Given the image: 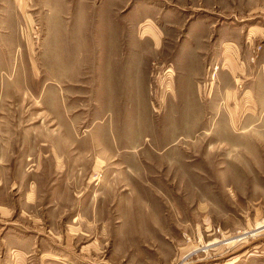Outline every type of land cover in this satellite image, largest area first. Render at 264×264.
I'll list each match as a JSON object with an SVG mask.
<instances>
[{
	"label": "rangeland",
	"instance_id": "rangeland-1",
	"mask_svg": "<svg viewBox=\"0 0 264 264\" xmlns=\"http://www.w3.org/2000/svg\"><path fill=\"white\" fill-rule=\"evenodd\" d=\"M33 1L36 16L30 10L27 16L33 34L25 22L20 27V37L30 36L31 51L28 45L22 50L32 56L31 62L39 60L42 104L51 111L56 89L52 80H61L73 69L67 45L75 0ZM91 1L94 17L109 13V40L114 30L128 43L121 30L136 29L140 23L141 42L156 48L155 55L145 58L140 99L119 88L113 96L96 92L76 101L77 139L92 140L98 156L87 168L73 164L70 177H58L52 164H44L39 178L21 179L22 165L4 163L0 156V240L20 229L32 231L42 242L33 264H242L249 252L263 251L259 225L264 222V116L261 109L232 116V78L223 79L228 61L224 70L220 62L221 44L232 42L234 0ZM11 6L0 0V22L6 28L14 27ZM46 24L49 35L44 43ZM36 27L39 41L34 39ZM262 48L264 43H259L257 51ZM177 55L194 57L187 73L176 68ZM17 61L0 53V67H14ZM112 67L109 61L111 82L117 76ZM91 72L95 69L87 70ZM38 105L29 90L19 99L0 95V150L11 134L5 123L23 132L51 124L48 114L34 111ZM181 109L190 114L181 116ZM16 110L20 113L11 115ZM130 111V123L136 121L141 128L134 147L124 127ZM105 114L107 134L94 130ZM241 123L260 129L247 132ZM12 134L15 140L21 132ZM101 140L109 141L108 160L103 162ZM27 167L36 169V164ZM5 210L9 214L1 217ZM36 210L45 216L43 228H23Z\"/></svg>",
	"mask_w": 264,
	"mask_h": 264
},
{
	"label": "crops",
	"instance_id": "crops-1",
	"mask_svg": "<svg viewBox=\"0 0 264 264\" xmlns=\"http://www.w3.org/2000/svg\"><path fill=\"white\" fill-rule=\"evenodd\" d=\"M8 1L12 4L9 21L14 27L6 28L1 26L2 22H0V53L2 55L6 53L10 60L16 57L17 63H19L14 67L9 63L0 67V95H12L13 98L19 99L23 97L26 90H29L34 99L40 104L35 106L34 111L42 113L43 117L48 114L51 124L50 122L47 125L42 123L34 129L23 132L22 128H15L14 124L5 123L6 130L10 131L11 134L5 137L8 144L3 150H0V156L3 158L4 163H20L22 165L21 179L39 178L41 176L38 175L41 172L39 167L42 165L43 171L44 164H52V172L56 173L58 177H70L73 164L84 165L87 168V165L93 163L98 156L97 150H94L97 146H94L92 140L85 137L77 139L76 101L90 99L96 92L113 96L112 94L119 88L123 89L124 92L128 90L133 99L136 97L139 100L142 68L146 67L145 58L148 59L149 56L155 55L156 48H152L149 43L141 42L140 23L136 29L123 28L121 30V35L125 38L128 37V43L122 38H118L114 30L112 31L114 32L113 38L109 40L108 35L111 36L109 32L111 28L108 31V25L105 23L107 14H109L108 11L107 14L101 12L94 17L92 13L93 2L91 0H75L72 7L74 22L71 24L69 44L67 45L69 47V57L65 56L70 59L73 69L61 80H52L56 85L54 100H52L55 106L49 111L42 104L41 96L44 85L41 86L39 60H36L38 62L37 66L36 61L31 62L32 56L28 57V53L26 54L22 50L28 45L29 47H27L31 51L28 42L30 36L27 34V39L20 37V27L24 22L25 28L33 27L27 16H29V10L31 16H36L34 15V12H36L34 1L23 0L24 3L22 0ZM18 2L20 5L23 3L22 9H20ZM232 9H234L232 14L234 20L232 21L236 23L232 25V42L223 43L220 48V62H223V70L226 68L228 61V68L222 71V77L223 79L227 77L228 79L224 80L229 81L232 78V116H248L256 114L255 110L260 109V114L264 116V48L257 51L258 44L264 43V0H234V2L232 1ZM252 21L253 23H250ZM46 28L44 43L49 35L47 24ZM32 29L30 31L33 34ZM131 30H135V34L132 35ZM114 35L120 41L115 40ZM130 38H135L136 42L131 41ZM23 39L27 41L26 44ZM226 44L230 45L229 52ZM58 46L59 43L55 48ZM20 50L22 54L19 59L17 54ZM176 57V59L180 58L176 62H179V66L177 67L176 64V68H179V72L187 73L189 71L188 63L194 57H184L183 55H177ZM109 61L113 66L114 73L117 75L112 82L108 81L107 75ZM28 63H31L29 67ZM182 63H184V66ZM89 69H95V73H87ZM36 73L38 75H35ZM10 75H13L14 78L10 79ZM238 83L239 85H237ZM223 90L230 92L228 88H223ZM227 92L224 94L225 98ZM18 113H20V110H16L11 115H18ZM180 114L181 116H188L190 113L187 109H181ZM127 115L128 118H124V127L131 132L132 138L128 142L130 147H134L135 141L140 136L141 128L139 124L136 125L135 120L133 124L130 123L131 116H133L131 111ZM108 119V115L105 114L99 124H94V130L109 133L110 123ZM240 125L247 132L260 129L254 123L252 125L241 123ZM45 128L50 132H46ZM91 128L93 129V126ZM189 130L190 128H186L184 133H188ZM13 132H21V134H17L14 140ZM180 138L183 139V135ZM139 143L140 141L137 142L138 146ZM99 144V157H101L100 161L103 162V158L108 160L109 141L101 140ZM28 163L36 164V169L31 168L29 170L28 167L25 168V164ZM9 212L5 210L1 217H6ZM44 217L43 213L36 210L34 219L28 226L22 227L31 226L32 230L36 228L37 230L34 231H40L45 224ZM259 226H262L260 231H264V222H261ZM259 226H256V230ZM26 230L28 229H20L16 233H8L1 237L0 264H33V258L40 251L42 242L35 239L34 236L32 237V231ZM40 255L44 256L45 253L43 252ZM48 256L46 255L45 258L49 259ZM234 262L236 263V261ZM242 264H264V250L249 252Z\"/></svg>",
	"mask_w": 264,
	"mask_h": 264
},
{
	"label": "built area",
	"instance_id": "built-area-1",
	"mask_svg": "<svg viewBox=\"0 0 264 264\" xmlns=\"http://www.w3.org/2000/svg\"><path fill=\"white\" fill-rule=\"evenodd\" d=\"M36 34H34V39H36V40H38L39 41V33H38V29H37V27H36ZM218 68V67H217ZM218 70V69H217Z\"/></svg>",
	"mask_w": 264,
	"mask_h": 264
}]
</instances>
